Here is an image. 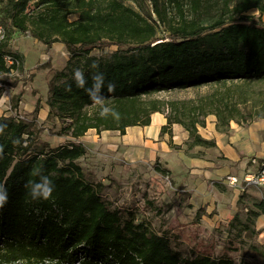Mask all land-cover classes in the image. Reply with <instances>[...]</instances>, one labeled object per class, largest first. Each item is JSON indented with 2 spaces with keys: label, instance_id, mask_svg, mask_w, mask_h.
Segmentation results:
<instances>
[{
  "label": "trees",
  "instance_id": "16d2710c",
  "mask_svg": "<svg viewBox=\"0 0 264 264\" xmlns=\"http://www.w3.org/2000/svg\"><path fill=\"white\" fill-rule=\"evenodd\" d=\"M0 0V76L9 73L5 57L22 59L9 47L13 33H27L46 48L63 45L70 56L62 71L47 83L49 116L65 124L73 141L50 147L38 137L33 122L0 117V185L8 203L0 209V264H264V247L251 246L255 263L227 256H189L168 236L138 221L133 210L115 207L104 196L106 186L91 179L78 161L86 154L77 142L88 131L117 132L150 125L161 114L160 134L171 136L178 125L188 134L186 146L214 148L200 138L208 116L226 133L230 122L264 119V0ZM149 2L148 18L125 4ZM71 16L76 19L70 20ZM115 50L92 57L95 50ZM93 63L98 69L92 68ZM91 83L96 71L113 81V93L103 92L120 120L102 118L100 106L73 80L75 69ZM207 89L202 94L199 91ZM193 91L192 99H165L163 94ZM3 89L0 87V97ZM264 141V135L262 136ZM261 162H264L262 159ZM42 169L54 185L52 198L34 201L26 184ZM156 172L168 171L155 166ZM229 220L230 230L257 236L255 219L264 216V198L242 205ZM243 217V218H241Z\"/></svg>",
  "mask_w": 264,
  "mask_h": 264
},
{
  "label": "rangeland",
  "instance_id": "374dc122",
  "mask_svg": "<svg viewBox=\"0 0 264 264\" xmlns=\"http://www.w3.org/2000/svg\"><path fill=\"white\" fill-rule=\"evenodd\" d=\"M34 2L35 0L27 4L24 10L26 13L33 10ZM125 4L146 18L148 15H151L152 19L155 18L147 1L136 3L126 1ZM248 14L264 22V15H259L257 11L252 10ZM74 19L76 16L70 17L71 21ZM9 47L12 51L24 54L25 62L30 65L27 66L26 63L24 65L23 62L17 76L15 74L0 76V87L3 89L1 95L3 101L0 102L1 116L20 115L25 123L33 122L39 139L52 148L73 141L62 132L65 124L49 116L46 103L47 83L53 71H62L69 63L70 56L63 45L55 43L46 48L30 38L27 33L16 32L12 34ZM114 50V47L103 51L95 50L91 56L101 57ZM199 92L204 94L207 89ZM195 94L193 91H183L163 94L160 97L182 100L192 99ZM250 123L240 125L245 127ZM119 139L120 135L117 132H102L97 135L90 130L77 141L82 143L86 150V154L78 164L92 180L102 182L106 186L104 196L115 207L133 210L138 221H145L156 233L168 236L172 244L176 245L185 256L200 253L212 258L227 256L236 263L241 259L253 263L257 261L251 246L264 247V216L255 219L251 227L260 234L253 238H247L245 233L238 236L237 230L229 231L228 221L231 218L219 221L214 212L206 215L205 209L200 205L196 207L190 205L186 198L189 194L180 192L183 188L176 186L170 174L161 175L156 172L155 166L162 167V164L140 162V154L128 151ZM131 148L135 149V147ZM254 159L256 163L262 161V159ZM251 160L247 161L240 177L237 175L233 177L241 181L245 173L253 172L255 164H252ZM226 177L222 178L221 183L230 187L225 182ZM231 188L239 191V194L229 192L225 188L224 197L239 201L240 196L244 195L241 198L242 205L250 206L253 202L264 198L262 187H247L246 190H240L239 187ZM216 193L219 197L217 189Z\"/></svg>",
  "mask_w": 264,
  "mask_h": 264
},
{
  "label": "crops",
  "instance_id": "0c3cea01",
  "mask_svg": "<svg viewBox=\"0 0 264 264\" xmlns=\"http://www.w3.org/2000/svg\"><path fill=\"white\" fill-rule=\"evenodd\" d=\"M17 54L25 65L26 56L21 52ZM0 117H3L1 111ZM165 124L164 116L155 113L149 126L129 128L119 140L128 151L140 154V162L162 164L160 168L167 170L176 186L183 188L180 192L189 194L186 198L190 205H200L206 215L214 212L219 221L232 218L237 213L238 199H227L223 193L225 188L232 193L239 194V191L224 186L221 180L226 176L240 177L249 159H264V119L245 127L230 122L226 133H220L216 130L215 117L208 116L205 126L197 127L200 138L215 144L214 148L207 149L198 146L188 148V134L178 125L171 127V136L161 135Z\"/></svg>",
  "mask_w": 264,
  "mask_h": 264
},
{
  "label": "clouds",
  "instance_id": "9594fccd",
  "mask_svg": "<svg viewBox=\"0 0 264 264\" xmlns=\"http://www.w3.org/2000/svg\"><path fill=\"white\" fill-rule=\"evenodd\" d=\"M3 38V32L0 30V39ZM92 68L98 69V64L93 63ZM73 80L76 86L80 89H83L89 99L93 104L100 106V116L102 118H107L111 116L114 120H120V113L114 108L109 107L106 98L103 95L104 90L107 92L113 93L116 91L117 85L113 81H107L105 74L101 71H96L91 76V83L89 79L85 76L83 70L77 68L73 72ZM3 101V98L0 97V102ZM6 124H0V134H3ZM2 152V148H0ZM35 176H38V179L29 180L26 184V187L29 188V195L34 201H48L52 198L55 185L52 179L43 174L42 169H37L34 173ZM8 203V190L4 185H0V209H2Z\"/></svg>",
  "mask_w": 264,
  "mask_h": 264
},
{
  "label": "built area",
  "instance_id": "2783aa9c",
  "mask_svg": "<svg viewBox=\"0 0 264 264\" xmlns=\"http://www.w3.org/2000/svg\"><path fill=\"white\" fill-rule=\"evenodd\" d=\"M0 30L3 32V38L0 39V43L4 41L5 38V31L0 25ZM5 62L7 66L10 68L9 73H5L1 76H12L15 74L17 76V73L19 72V62L16 59H13L12 57H5ZM14 118L16 121L25 122L24 118L20 115H15ZM252 164H255V169H253V172H247L243 175L241 178V181H239L236 177L228 176L225 178V182L233 188L239 187L240 190H243L247 187H255V188H264V162L256 163L255 159L251 160Z\"/></svg>",
  "mask_w": 264,
  "mask_h": 264
}]
</instances>
